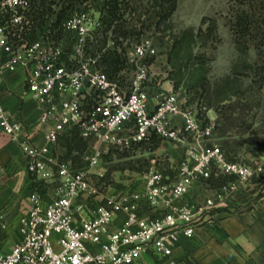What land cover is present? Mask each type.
Here are the masks:
<instances>
[{"label":"built area","instance_id":"2783aa9c","mask_svg":"<svg viewBox=\"0 0 264 264\" xmlns=\"http://www.w3.org/2000/svg\"><path fill=\"white\" fill-rule=\"evenodd\" d=\"M33 1L0 0V80L22 68L27 88L40 104L38 121L48 125L45 143L37 144L32 130L4 105L0 83V134L19 142L35 180L27 213L19 219L20 240L0 251V264H140L150 252L170 256L181 233L194 236L201 210L234 188H214L200 204L188 197L193 183L210 177L214 168L241 180L252 176L254 168L229 159L214 142V123L201 119L177 92L149 84L151 59L158 51L154 38L134 43L127 60L131 77L122 84L103 66L105 52H91L89 46L91 38L110 31L108 9L97 11L91 0H65L63 19L55 13L32 37L20 40L31 23L25 12ZM73 130L92 140L80 166L60 150V139ZM155 136L188 147L175 178L168 180L153 163L141 188L104 196L87 214L80 197L99 194L104 154ZM44 183L55 184L51 197ZM145 206L162 211L147 214ZM119 215L123 217L113 229Z\"/></svg>","mask_w":264,"mask_h":264},{"label":"rangeland","instance_id":"374dc122","mask_svg":"<svg viewBox=\"0 0 264 264\" xmlns=\"http://www.w3.org/2000/svg\"><path fill=\"white\" fill-rule=\"evenodd\" d=\"M42 1L49 10L38 23L34 10L42 7ZM91 2L102 12L114 3L118 6L116 16L109 15L110 31H104V37L98 35L106 41V48L95 38L90 39L89 46L91 52L122 53L124 61L114 74L122 84L127 85L131 77L129 51L135 42L150 36L158 48L151 59L149 84L153 88L173 89L201 119L209 121L213 117L214 134L223 137L219 141L222 148L237 150L245 143L264 144V0H176L173 11L161 8L156 0ZM67 4L65 0H34L25 12L26 21L31 23L19 39L32 37L36 28L55 13L63 19L65 9L61 5ZM242 9L251 14L244 35L237 32L236 24ZM115 22L130 32L121 33L118 26L114 27ZM133 27L136 30L131 32ZM91 143L89 140L88 145ZM170 144L155 136L129 149L111 147L99 167L103 174L98 180L99 194L81 196L80 201L87 203L91 213L104 196L143 182L153 163L167 168L174 164L175 168L179 161L170 157ZM61 151L66 154L64 149ZM74 159L75 164L82 163L81 156L75 155ZM54 188L52 183L43 185L49 197Z\"/></svg>","mask_w":264,"mask_h":264},{"label":"crops","instance_id":"0c3cea01","mask_svg":"<svg viewBox=\"0 0 264 264\" xmlns=\"http://www.w3.org/2000/svg\"><path fill=\"white\" fill-rule=\"evenodd\" d=\"M0 83L4 105L14 118L32 130L37 144H44L48 125L38 121L40 104L27 88L25 71L18 68L8 72ZM213 119L211 117L209 121L214 123ZM221 139L222 136L214 134V142ZM170 142V157L180 161L187 155L188 147ZM61 146L60 150H65ZM224 150L229 159L251 165L254 174L241 180L214 168L210 177L195 181L188 197L200 204L214 188L224 185L234 188L214 206L201 210L202 222L194 236L181 233L170 256L150 252L144 255L140 264H264V144L245 143L240 149ZM171 166L173 168L160 166L168 180L175 178L174 164ZM34 184L27 168V156L19 142L0 134V251L11 249L20 240L19 219L27 213ZM142 186L143 182L132 188ZM145 207L147 214L162 211V208ZM86 213L89 214L88 210ZM122 217L119 215L114 219L113 229Z\"/></svg>","mask_w":264,"mask_h":264},{"label":"trees","instance_id":"16d2710c","mask_svg":"<svg viewBox=\"0 0 264 264\" xmlns=\"http://www.w3.org/2000/svg\"><path fill=\"white\" fill-rule=\"evenodd\" d=\"M157 4L159 6H161V8L166 9L167 11H173L176 8V0H156ZM166 3H170L169 6L166 5ZM42 7H38L37 9H35V19L40 18V20L42 21L43 19V15L47 13V11L49 10V6L47 5V3H45V1L41 2ZM118 10V6L116 3H114L111 7H109L108 11H110L109 13L112 15V17H115L117 14ZM250 13L245 10L242 9V11L238 12L237 15V23L238 24V28H237V32H239V34L241 33L242 35L245 34L247 27L249 26V20L251 19L250 17ZM118 26V25H117ZM119 30L121 31V33L123 34H127L128 32H130V30H127L126 28L121 29L120 26H118ZM107 30V28H106ZM136 29L133 27L131 28V32H134ZM98 43H100V45L104 46L106 44V41L104 39L98 38ZM123 55L122 53L118 52L117 50L111 51V52H106L103 56H102V63L104 66H106L107 70L110 72H112V74H115V72L117 70H119L121 68V64L123 63ZM111 69V70H110ZM60 144L65 148L66 154L65 157L66 158H70L72 159V162L75 166H80L82 165L83 161L81 164L77 165L75 164V159L74 156L78 155L81 156L82 159V154L83 152L89 147L88 145V141L86 139H84L82 136H80L78 130H73V133L71 136H64L60 139Z\"/></svg>","mask_w":264,"mask_h":264}]
</instances>
